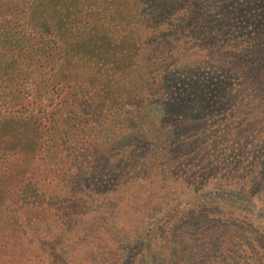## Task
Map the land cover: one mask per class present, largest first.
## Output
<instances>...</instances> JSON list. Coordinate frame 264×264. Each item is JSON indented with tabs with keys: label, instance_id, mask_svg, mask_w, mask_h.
I'll list each match as a JSON object with an SVG mask.
<instances>
[{
	"label": "trees",
	"instance_id": "16d2710c",
	"mask_svg": "<svg viewBox=\"0 0 264 264\" xmlns=\"http://www.w3.org/2000/svg\"><path fill=\"white\" fill-rule=\"evenodd\" d=\"M239 71L264 77V0H0V264H264L257 228L199 198L183 124L141 104L169 86L200 114Z\"/></svg>",
	"mask_w": 264,
	"mask_h": 264
},
{
	"label": "rangeland",
	"instance_id": "374dc122",
	"mask_svg": "<svg viewBox=\"0 0 264 264\" xmlns=\"http://www.w3.org/2000/svg\"><path fill=\"white\" fill-rule=\"evenodd\" d=\"M248 44L253 46L251 41ZM244 48L246 46H241L240 50ZM195 58L190 52L180 57L184 67L194 64ZM207 71L200 69L196 74L200 82L207 77ZM182 82H176L174 87H182ZM201 85L203 91L205 85ZM207 86L205 95L209 96V90L214 86L212 79L208 80ZM153 87L159 90L157 84H153ZM177 91L168 86L163 92L164 100L167 101L162 98L157 100V97L143 98L142 103L139 101V105L147 106L145 112L152 130L160 127L170 129L183 124L182 131L173 133L176 139L182 140L183 145L187 143L188 147H182V151L187 155L194 154L195 160L191 164L184 163V169L194 168L199 157L204 158L206 164L203 179L207 182L196 183L198 181L194 180L199 185L198 192H201L199 198L204 201L214 198L220 204L231 203L237 208L239 216L245 217L253 228H257V234L264 243V182L259 181L264 178V77L260 81H253L246 73H236L234 79L224 86L218 101L208 99L200 114L192 112L193 109L187 106L192 94L186 92L182 96ZM139 122L144 124L143 121ZM153 138L156 137H151L149 141ZM150 143L151 146L158 145L157 141ZM145 149L141 150L138 146L136 165H145L142 160L143 154L147 152ZM162 150L164 148L158 149ZM232 167L237 172L249 170L250 173L246 178L232 179L230 185L213 192L205 191L217 180L216 175L211 174L218 172L225 177L227 172L233 171Z\"/></svg>",
	"mask_w": 264,
	"mask_h": 264
}]
</instances>
